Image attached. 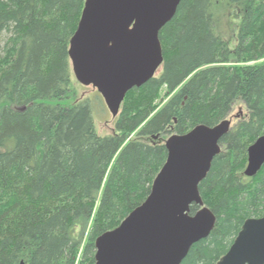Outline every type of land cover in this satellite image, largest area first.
<instances>
[{
  "label": "trees",
  "instance_id": "obj_1",
  "mask_svg": "<svg viewBox=\"0 0 264 264\" xmlns=\"http://www.w3.org/2000/svg\"><path fill=\"white\" fill-rule=\"evenodd\" d=\"M84 2L0 0V264H94L95 240L147 198L166 139L241 104L199 185L215 227L181 263L217 264L245 220L264 218V166L243 174L264 135V0H225L241 18L233 49L215 33L217 0H182L159 33L160 74L127 93L107 137L88 102L72 100L68 50Z\"/></svg>",
  "mask_w": 264,
  "mask_h": 264
},
{
  "label": "water",
  "instance_id": "obj_2",
  "mask_svg": "<svg viewBox=\"0 0 264 264\" xmlns=\"http://www.w3.org/2000/svg\"><path fill=\"white\" fill-rule=\"evenodd\" d=\"M181 1L85 0L69 43L71 70L80 85L98 92L113 118L129 91L156 77L163 63L159 33ZM230 127L227 119L166 139L167 158L147 198L95 240L94 264H181L211 234L217 219L199 185ZM263 166L264 135L248 147L243 174L253 178ZM192 205L199 207L194 215ZM217 264H264V218L245 220Z\"/></svg>",
  "mask_w": 264,
  "mask_h": 264
},
{
  "label": "rangeland",
  "instance_id": "obj_3",
  "mask_svg": "<svg viewBox=\"0 0 264 264\" xmlns=\"http://www.w3.org/2000/svg\"><path fill=\"white\" fill-rule=\"evenodd\" d=\"M229 6L227 7L225 0H217L214 4L213 14L215 21V33L222 36L226 40L231 49L236 45V33L237 27L240 24L241 18H238L239 10L233 11ZM237 12V13H236ZM160 74V70L156 73V76ZM71 87L73 89V101H84L88 102L91 115L94 122V127L96 134L100 137H107L114 133L115 128V118L111 116V113L108 111L102 97L98 92L93 89L91 86L85 87L80 85L73 73H72V82ZM167 101L165 96V90L163 89L160 93L159 103L163 105ZM242 114L245 115V108L241 104H236L233 107V110L230 115V121L232 124L235 123V118H238ZM132 136H129L130 139Z\"/></svg>",
  "mask_w": 264,
  "mask_h": 264
},
{
  "label": "flooded vegetation",
  "instance_id": "obj_4",
  "mask_svg": "<svg viewBox=\"0 0 264 264\" xmlns=\"http://www.w3.org/2000/svg\"><path fill=\"white\" fill-rule=\"evenodd\" d=\"M116 118H117V117H116ZM116 118H115V119H116ZM228 120H230V119H228ZM231 124H232V123H231Z\"/></svg>",
  "mask_w": 264,
  "mask_h": 264
}]
</instances>
